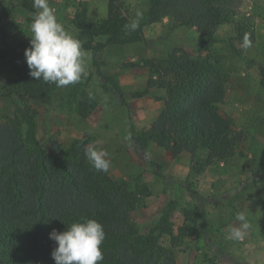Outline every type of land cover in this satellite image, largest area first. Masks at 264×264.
<instances>
[{
	"label": "rangeland",
	"instance_id": "374dc122",
	"mask_svg": "<svg viewBox=\"0 0 264 264\" xmlns=\"http://www.w3.org/2000/svg\"><path fill=\"white\" fill-rule=\"evenodd\" d=\"M28 1L33 7V0ZM23 2L0 0V13L13 7L0 24V49L21 52L30 42L37 10L24 8ZM48 3L58 22L81 41L86 72L79 82L55 86L50 96L30 101L37 110L38 137L44 149L49 152L52 141L66 149L76 140L88 139V146L108 153L111 179L148 187L149 195L139 193L130 228L147 236L166 216V226L174 229L176 241L169 243L170 238L164 237L161 243L171 250L176 264H264V28L253 13L256 7L264 18V0H239L235 20L249 26L245 28L247 36L253 35L249 43L233 40L236 22L216 30L213 54L229 79L223 108L244 134L238 155L215 164L218 179L209 172L208 179L190 172L187 153L171 158L152 147L143 155L133 141L134 131L149 130L165 105L166 91L149 87L151 79H158L154 71L175 50L197 57L203 40L198 29L179 27L168 18L150 23V0H119L116 10L129 21L138 11L142 14L139 24L145 26L147 40L108 45L106 36H82L73 24L76 16L85 15V9L89 22L104 19L108 0ZM12 77L10 60L0 59V121L13 119L23 106L18 99L5 96L4 88ZM84 95L97 104L87 118L78 112ZM237 212H243L251 225L241 241L228 235L229 226L239 224Z\"/></svg>",
	"mask_w": 264,
	"mask_h": 264
},
{
	"label": "trees",
	"instance_id": "16d2710c",
	"mask_svg": "<svg viewBox=\"0 0 264 264\" xmlns=\"http://www.w3.org/2000/svg\"><path fill=\"white\" fill-rule=\"evenodd\" d=\"M108 0V16L89 22L76 16L73 24L82 36H106V44L126 45L145 41L144 25L126 31L130 21L119 14ZM239 0H150L149 21L173 19L179 27L197 28L203 35L197 57L175 50L162 68L154 71L157 80L149 87L164 89L167 100L162 113L149 130L133 133V141L143 155L150 148L163 149L171 158L187 153L192 173L200 176L216 163L229 162L238 155L244 134L223 108L228 77L222 74L221 61L213 54L215 32L225 23L236 22V37L241 44L253 40L245 30L247 23L236 21ZM22 6L33 11L28 0ZM13 11L0 13V24ZM35 12V11H34ZM30 42L21 52L0 49V59L10 60L13 77L4 88L5 96L22 103L17 116L0 121V264H55L51 253L57 246L49 238L53 229L63 232L74 222L95 219L103 225L101 245L104 259L99 264H176L171 250L161 243L169 237L175 244L174 229L166 226V216L149 235L140 236L130 228L138 209L139 193L150 194L148 187L135 186L123 179L113 180L88 162V139H79L62 149L52 141L49 152L38 137L37 110L31 100L52 94L55 84L35 80L29 75L24 57ZM205 56H201V53ZM97 104L84 95L78 112L87 118ZM139 181V179H138ZM177 205L176 203H173ZM173 204H170L173 205Z\"/></svg>",
	"mask_w": 264,
	"mask_h": 264
},
{
	"label": "clouds",
	"instance_id": "9594fccd",
	"mask_svg": "<svg viewBox=\"0 0 264 264\" xmlns=\"http://www.w3.org/2000/svg\"><path fill=\"white\" fill-rule=\"evenodd\" d=\"M37 10L30 25V47L25 49L24 57L29 75L35 80L63 87L80 81L86 72L85 52L81 41L58 22L48 0H33ZM142 14L126 23V31H135ZM247 43V37H245ZM85 156L98 172H107L110 161L108 153L93 146L85 147ZM238 226H229V238L234 241L245 239L251 225L243 212L235 214ZM49 238L57 245L51 256L55 264H99L104 256L101 245L105 239L103 225L95 219L74 222L63 232L53 229Z\"/></svg>",
	"mask_w": 264,
	"mask_h": 264
},
{
	"label": "crops",
	"instance_id": "0c3cea01",
	"mask_svg": "<svg viewBox=\"0 0 264 264\" xmlns=\"http://www.w3.org/2000/svg\"><path fill=\"white\" fill-rule=\"evenodd\" d=\"M256 7H254V11H253V13L255 14V16H257V18H259V19H261V21L262 22H260L259 24H262V26H263V28H264V18H261V17H263V16H260V13L257 11V9H255ZM88 16V15H87ZM107 16H108V12H107V15H106V17L104 18V19H106L107 18ZM88 18H89V16H88ZM166 18H168V17H166ZM164 19V18H163ZM168 19H170V18H168ZM103 20V19H102ZM159 22V21H158ZM158 22H156V23H158ZM153 23H155V22H153ZM231 23H233V22H231ZM226 24H230V23H225L224 25H226ZM223 26V25H222ZM145 27V26H144ZM143 27V35H144V38H145V40H147V38L145 37V33H144V30H145V28ZM221 27V26H220ZM216 33H217V31L215 32V36H216ZM263 33H264V31H263ZM216 38H217V36H216ZM166 100H167V98H166ZM165 103H166V101H165ZM165 106V105H164ZM164 109V108H163ZM162 113V112H161ZM156 148V147H155ZM158 149H161V148H158ZM163 150V149H162ZM225 164V163H224ZM223 163H222V165H224ZM214 166L215 165H212V166H210L208 169H206V171L202 174V175H200V178H202V179H204L206 176H207V174H208V172H209V174L211 175L212 174V176H214V174L216 173V169L214 168ZM192 171V167L190 168V172ZM215 177V179H218V178H220V176L217 174V175H215L214 176ZM209 178V175L206 177V179H208Z\"/></svg>",
	"mask_w": 264,
	"mask_h": 264
}]
</instances>
